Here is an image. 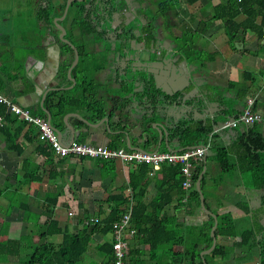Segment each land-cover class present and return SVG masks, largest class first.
Listing matches in <instances>:
<instances>
[{
  "label": "crops",
  "instance_id": "1",
  "mask_svg": "<svg viewBox=\"0 0 264 264\" xmlns=\"http://www.w3.org/2000/svg\"><path fill=\"white\" fill-rule=\"evenodd\" d=\"M79 2L59 0L46 16L35 15L29 27L38 32L17 44L11 41L13 11L0 9V93L48 121L64 146L148 154L205 147L207 153L191 168L193 185L186 188L187 177L179 174V165L156 168L62 157L37 126L0 104V264H115L118 240L127 245L126 264L264 262V185L254 181L264 171V160L260 167L255 161L264 155L260 19L236 31L216 18L221 0H171L178 30L169 31L163 22L160 39L149 40L154 53L144 54L137 35L142 49L123 56L117 45L106 42L108 48H97L100 41L82 38L73 20L84 16L86 8ZM247 19L240 15L236 22L245 24ZM58 20L67 29L66 36L57 27ZM37 47H44L48 56L32 59ZM76 53L82 66L77 70L72 68ZM55 70L63 73L56 81L49 74ZM124 73L143 76L146 82L126 87ZM32 77L44 84L38 93L27 89ZM50 88L59 90L42 101ZM123 89L136 90L133 106L144 117L163 114V121L154 123L166 122L169 127L163 132L139 125L137 115L129 116L133 107L123 111L118 96ZM164 91L179 92L178 99ZM249 99L261 121L227 126L240 117ZM171 121L178 127L170 128ZM198 167L202 172L194 181ZM201 177L205 206L217 216V228L202 206L197 188ZM122 203L124 212L116 208ZM125 215L130 220L118 237L114 227ZM62 254L66 258L59 263Z\"/></svg>",
  "mask_w": 264,
  "mask_h": 264
},
{
  "label": "flooded vegetation",
  "instance_id": "2",
  "mask_svg": "<svg viewBox=\"0 0 264 264\" xmlns=\"http://www.w3.org/2000/svg\"><path fill=\"white\" fill-rule=\"evenodd\" d=\"M59 0H0V9L9 7L14 14L16 21L15 30L12 34V42L15 44L28 35L33 38L36 29H30L31 21L35 15L42 18L52 10ZM66 4L70 0H65ZM86 8L83 18H73L76 28L83 32L82 38L86 37V42L95 39L100 41L97 48H108L118 46L117 50L122 55H129L142 49L135 40L137 35H141L144 43V54L154 53V48L149 44L151 38L160 39L163 22L167 23L169 31L178 30V16H175L171 5V0H78ZM80 7V6H79ZM30 13V14H29ZM86 19V23L83 20ZM91 19V20H90ZM93 19V21H92ZM38 34V33H37ZM74 33L72 32L71 36ZM107 42V44H106ZM96 46L90 49L93 53ZM97 50V49H96ZM89 49L86 48V52ZM142 51V50H141ZM140 52V51H139ZM145 65V63H143ZM147 70V69H146ZM143 84L146 79L137 76ZM255 124V123H254ZM264 179V171L261 173ZM264 190V187L262 188ZM264 264V262H261Z\"/></svg>",
  "mask_w": 264,
  "mask_h": 264
},
{
  "label": "built area",
  "instance_id": "3",
  "mask_svg": "<svg viewBox=\"0 0 264 264\" xmlns=\"http://www.w3.org/2000/svg\"><path fill=\"white\" fill-rule=\"evenodd\" d=\"M0 104L7 105L10 108L12 114L16 117L24 119L26 122L33 124L39 128L41 137L50 144L52 149L62 157L67 156H80L90 158H103L110 160H121L127 163H139V164H150L158 168L164 163L180 165L182 173L187 179L184 181V187H192L191 181V168L196 164L200 163L206 153L207 148L205 147H193L188 148L182 152H163L156 154H148L144 152H127L123 149H111L107 147H94L83 144H73L72 146H64L61 144L57 133L51 124L44 118L34 115L29 109L22 108L0 93ZM248 106L240 117L233 122H227V126L238 127L240 124L252 125L256 122L261 121L262 117L260 114L254 111V100H248ZM130 217L125 215L115 225L116 233L120 237L123 227L128 223ZM126 243L122 240H118L114 244L115 251V264H126L125 263V250Z\"/></svg>",
  "mask_w": 264,
  "mask_h": 264
},
{
  "label": "water",
  "instance_id": "4",
  "mask_svg": "<svg viewBox=\"0 0 264 264\" xmlns=\"http://www.w3.org/2000/svg\"><path fill=\"white\" fill-rule=\"evenodd\" d=\"M57 22H58L57 23V27H59L60 28V31L63 32V34H65V36H66L67 35V29L64 28L60 24L61 20H58ZM172 50H173V48H172ZM47 56H48V52L46 51V49L44 47H42V48L37 47L35 49V53L32 55V59H36V60L38 58L43 59L44 57H47ZM28 61H31V59L28 58ZM39 61H40V63H43V60H39ZM62 62H65V61H62ZM79 62H80V57H79V54L76 53L75 63H74L75 65H73L72 68L73 69L75 68V70H77L80 67H82V66H80ZM49 74H54V77H53L54 78V81H56L57 79H60V77L63 75V73L61 71H59V70L51 71V72H49ZM123 76L125 77L124 82H125V86L126 87H129L133 83H135V85H137L138 82H141V80L138 77H133L132 75H128L126 73H124ZM68 77L71 79V81L74 84H76V79L72 78L73 75H71V74L69 75V73H68ZM156 80H157V78H156ZM29 84H31V85H29V87L27 89H30V91L35 90L34 91L35 93H38V89L40 87H43L44 86L43 83L39 82L38 79H35L34 77H32L31 82H29ZM58 90L59 89H57V88H50V89L46 90L45 93H44V95H43L42 101L45 100V98L47 97V95L50 92H55V91H58ZM135 93H136V90L129 92V91L123 89L122 95H118L122 99V102L124 104L123 105V111H126V110L130 111V108L133 107V109L135 111H133L132 113H129V116L130 117H133L134 114L137 115V117H139V121H140L139 122V125L142 122V124H146V129H149L151 131H153L154 129H159L160 131H163L165 128L169 127L166 122H161V123L155 122L154 123V120H156V119H160V120L163 121V118L165 117L163 114H159V113H156V114L151 113L150 114L149 113L146 117H144V115H142L141 112L138 111V108L135 107V106H133V103H135V97H134ZM164 93H165L166 96H168V97H170L172 99H178V96H179V92L173 93V92H169V91H164ZM145 100H146V98H145ZM145 100L143 99L142 102L145 101ZM24 106H26V105H24ZM127 123H129V121H126V124ZM170 124H171L170 125V128H172V129L178 127V124L177 123H174L173 121H171ZM226 125H228V124H226ZM55 132L58 134V130H55ZM201 179H202V177L199 179V182L197 184V188H198L199 193L201 194L202 206L204 208V211L207 214H209L213 219H215L216 228H217V223H218L217 216L215 214H213L211 211H209L206 208V206H205L204 195L202 194V189H201ZM216 228L212 232V236L214 237V243H215L214 246H213V248L216 246V238H215V230H216ZM256 263H257L256 260H254V261L251 262V264H256ZM247 264H250V263H247Z\"/></svg>",
  "mask_w": 264,
  "mask_h": 264
},
{
  "label": "trees",
  "instance_id": "5",
  "mask_svg": "<svg viewBox=\"0 0 264 264\" xmlns=\"http://www.w3.org/2000/svg\"><path fill=\"white\" fill-rule=\"evenodd\" d=\"M223 5L220 6L218 8V15L216 16L217 19H222L224 20L226 23H228L232 29L236 28L234 30H246V28H248L249 24L254 25L255 22H257L259 19V21L261 22V24L264 26V0H221ZM240 15H245L247 16V21L245 24H241L239 25L236 22V19L238 16ZM238 27V28H237ZM264 160V155L261 153L258 156H256V163L258 167L262 166V161ZM178 167V172L179 174L182 173V169L181 166H177ZM202 172V167H198L195 172H194V181L198 180V177L200 176ZM178 174V175H179ZM184 175V174H183ZM184 178H181V183L183 182ZM258 180H261L260 184L264 185V179H261L258 175L255 176L254 181L258 182ZM259 185V183H257ZM194 189V188H193ZM134 195L137 199L140 198L139 195H137L134 192ZM193 196L194 197H198L199 193L197 192V190H193ZM124 203V202H123ZM122 204H116V208L118 210H121V212H124V207L126 205ZM118 214V213H117ZM212 240V239H211ZM224 251V249L222 247H218V250ZM57 256V255H54ZM65 255H60L59 258L57 259L58 262H63L65 260ZM198 260V257H197ZM194 264H197V262H193ZM43 264H45L43 262ZM200 264V263H199Z\"/></svg>",
  "mask_w": 264,
  "mask_h": 264
},
{
  "label": "rangeland",
  "instance_id": "6",
  "mask_svg": "<svg viewBox=\"0 0 264 264\" xmlns=\"http://www.w3.org/2000/svg\"><path fill=\"white\" fill-rule=\"evenodd\" d=\"M13 260V259H12Z\"/></svg>",
  "mask_w": 264,
  "mask_h": 264
}]
</instances>
